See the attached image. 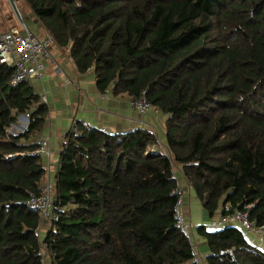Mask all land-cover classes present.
Returning a JSON list of instances; mask_svg holds the SVG:
<instances>
[{"label":"trees","instance_id":"16d2710c","mask_svg":"<svg viewBox=\"0 0 264 264\" xmlns=\"http://www.w3.org/2000/svg\"><path fill=\"white\" fill-rule=\"evenodd\" d=\"M19 2L100 93L145 92L165 117V149L151 129L76 121L43 221L26 203L48 178L33 155L48 108L0 65V264H42L43 252L52 264H196L175 224V167L210 218L249 208L264 223V0ZM20 115L27 128L10 133ZM197 232L208 264H264L235 226Z\"/></svg>","mask_w":264,"mask_h":264},{"label":"crops","instance_id":"0c3cea01","mask_svg":"<svg viewBox=\"0 0 264 264\" xmlns=\"http://www.w3.org/2000/svg\"><path fill=\"white\" fill-rule=\"evenodd\" d=\"M15 1L17 6L20 4L17 7L21 10V20L18 19L20 25L17 26L12 18H8L6 9H3L4 2L0 0V32L27 30L37 38L45 37L46 31L41 23L29 9V11L26 10L19 0ZM48 53L50 60L44 62L41 79L33 80L28 85L41 97L48 108V117L41 133V139H45L48 144L49 160L47 162L41 159L50 180H53L55 176L60 143L65 133L76 121L98 129H105L111 133L127 132L135 128L151 129L157 138L159 148L165 149L164 116L149 113L140 117L131 109L128 99L115 97L110 93H100L95 86L94 75L91 71L85 74L77 72L70 57L69 48L63 50L54 44L49 47ZM18 119L23 120L25 124L17 121V129L20 125L27 126L28 121ZM175 178L184 192L180 213L190 228L193 262L208 264L210 251L205 238L199 235L197 229L204 227L205 230L211 231L210 224L215 223L222 216V211L218 210L217 214L210 218L202 209L201 202L193 189L189 187L179 167H175ZM47 227L48 225L44 224L43 230L42 228V231L40 230L39 235L42 234V238ZM245 238L252 246L263 248L262 243L264 242L257 245L258 239L250 233Z\"/></svg>","mask_w":264,"mask_h":264},{"label":"built area","instance_id":"2783aa9c","mask_svg":"<svg viewBox=\"0 0 264 264\" xmlns=\"http://www.w3.org/2000/svg\"><path fill=\"white\" fill-rule=\"evenodd\" d=\"M54 39L47 33L44 38H37L31 32L10 30L0 33V65H3L13 71L10 78L12 86L29 84L33 80H40L44 70V62L50 60L48 49L54 45ZM130 106L135 113L145 116L149 113H157L158 110L153 107L146 99L145 92L130 102ZM17 129L16 125L9 128V132H15L12 127ZM25 129L27 126H24ZM18 131V129H17ZM33 155L45 160H49L48 144L45 139H40L38 148ZM51 180L49 177L39 188L37 195L29 194L26 205L39 213L42 220L45 221L47 213L51 210ZM172 194L178 199L175 205V224L178 230L190 240V228L184 217L180 213L182 206L183 190L177 183ZM249 209V208H247ZM236 210L230 215L221 216L215 223L210 224L209 229L219 230L226 226H235L242 232H247L260 237L264 241V223L256 224L248 215V210ZM232 250L220 251L219 255L231 254ZM42 264H52L51 261L42 253Z\"/></svg>","mask_w":264,"mask_h":264},{"label":"rangeland","instance_id":"374dc122","mask_svg":"<svg viewBox=\"0 0 264 264\" xmlns=\"http://www.w3.org/2000/svg\"><path fill=\"white\" fill-rule=\"evenodd\" d=\"M3 2H4V7H3V9L8 13V18H12L13 19V22L15 23V24H17V26H19L20 24H18V19H17V17L16 16H14V14H13V12H12V10H11V8H10V5H9V3H8V1L7 0H3ZM23 6H25L23 3H21ZM20 5V4H19ZM18 5V6H19ZM17 6V7H18ZM25 8H26V10L27 11H29L28 10V8L25 6ZM18 9V11H19V14L21 13V10L19 9V8H17ZM24 21H27V20H25L24 19ZM20 22V21H19ZM7 32V31H6ZM47 33V32H46ZM46 33H45V35H46ZM44 35V36H45ZM44 38V37H43ZM41 39V38H40ZM67 51V50H66ZM137 114V113H136ZM138 115V114H137ZM140 116V115H139ZM140 117H143V116H140ZM18 122L20 123V124H25V122L23 121V120H21V119H18ZM18 123V124H19ZM26 126V125H25ZM19 129H18V131H17V129H15V127L13 126L12 127V129L14 130V131H17V132H22V131H24L25 130V127H22V125H20L19 127H18ZM189 185V184H188ZM189 187H191L190 185H189ZM216 214H217V212H216ZM221 217V216H220ZM43 225V224H42ZM43 226H41V228H42ZM42 230H43V228H42ZM41 230V231H42ZM243 235L244 236H246V235H248V233L247 232H243ZM250 235H253V236H255L257 239H258V241L256 242V244L257 245H260L261 244V242L263 241L260 237H258V236H256V235H254V234H250ZM40 239H42V234H40ZM262 245H263V248H260V249H264V243H262ZM262 247V246H261Z\"/></svg>","mask_w":264,"mask_h":264},{"label":"water","instance_id":"95a60500","mask_svg":"<svg viewBox=\"0 0 264 264\" xmlns=\"http://www.w3.org/2000/svg\"><path fill=\"white\" fill-rule=\"evenodd\" d=\"M7 1L10 5V8H11L14 16H16L17 19L21 20V16H20L19 11L17 9L16 1L15 0H7ZM19 118L24 119L26 122L28 121V119L25 115H20Z\"/></svg>","mask_w":264,"mask_h":264}]
</instances>
